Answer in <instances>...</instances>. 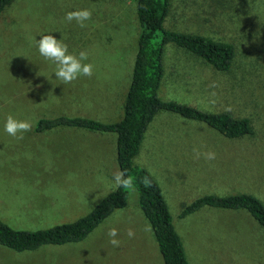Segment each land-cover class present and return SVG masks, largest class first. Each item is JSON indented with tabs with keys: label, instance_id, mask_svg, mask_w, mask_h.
I'll use <instances>...</instances> for the list:
<instances>
[{
	"label": "rangeland",
	"instance_id": "obj_1",
	"mask_svg": "<svg viewBox=\"0 0 264 264\" xmlns=\"http://www.w3.org/2000/svg\"><path fill=\"white\" fill-rule=\"evenodd\" d=\"M89 9L87 26L67 22ZM164 28L231 43L228 70L218 71L172 42L164 45L163 100L249 119L253 132L223 136L206 123L160 110L133 161L157 181L189 264H264V226L245 209L182 207L206 195L251 193L264 203V0H170ZM141 28L136 0H12L0 12V219L15 229H40L86 215L116 188V134L72 126L37 131L39 118L86 116L111 123L123 115ZM51 34L78 56L88 52L92 77L63 84L33 37ZM160 35L157 36V40ZM44 75V76H43ZM49 77L47 79L46 77ZM39 85V86H37ZM12 115L32 130L16 139L4 130ZM212 151L214 160L194 158ZM95 201V202H94ZM138 205V191L84 239L31 251L0 245V264H164ZM115 227L119 247L109 243ZM131 228L135 236L129 238Z\"/></svg>",
	"mask_w": 264,
	"mask_h": 264
},
{
	"label": "trees",
	"instance_id": "obj_2",
	"mask_svg": "<svg viewBox=\"0 0 264 264\" xmlns=\"http://www.w3.org/2000/svg\"><path fill=\"white\" fill-rule=\"evenodd\" d=\"M11 2L12 0H0V12ZM169 8L170 0H136V16L141 30L123 104V115L119 120L106 123L86 116L58 115L39 118L35 129L41 131L58 126H72L91 131L114 132L119 170H126L134 179L139 208L150 224L164 264H189L160 186L146 168L133 161L147 126L158 111L167 110L188 119L202 121L228 138L252 134L253 129L246 117H235L228 111L206 112L191 105L163 100L157 95L163 75L164 45L168 42L203 59L218 71L228 70L234 57V46L229 42L198 32L164 28ZM145 176L151 180V187L146 188L140 182ZM127 198L128 191L116 187L86 215L71 222L34 230L15 229L0 219V245L14 251H31L46 244L62 245L80 241L115 209L126 206ZM203 206L245 209L264 226V203L251 193L202 195L184 205L180 217Z\"/></svg>",
	"mask_w": 264,
	"mask_h": 264
},
{
	"label": "clouds",
	"instance_id": "obj_3",
	"mask_svg": "<svg viewBox=\"0 0 264 264\" xmlns=\"http://www.w3.org/2000/svg\"><path fill=\"white\" fill-rule=\"evenodd\" d=\"M91 16V10L79 9L67 12L65 15V20L67 22H72L75 20L79 27L84 28L87 26L86 22L91 19ZM38 34H40V38L36 39L33 37V43L42 57H44L46 60L52 61L55 64V68L52 73L55 74L56 80H59L63 84H70L81 76H86L89 78L92 77L94 66L91 63L85 62L88 60L87 51L81 50L77 56L68 51V45L63 43L61 39H57L49 33ZM46 78L49 79V77ZM225 111H231L230 106H227ZM4 130L8 135L16 139H23V133L31 131L32 124L30 121L18 120L12 115H9L6 118ZM201 157L206 160H214L216 158V154L212 151L202 153L198 150H194V158L200 159ZM140 182L146 188L152 186V182L147 176L143 177ZM114 183L117 188H123L129 193L136 191L134 179L132 176L128 175L126 170H120L115 173ZM146 230H150V226L146 228ZM107 235L109 237V243L113 247L120 246L121 241L117 239L119 235L118 229L115 227L109 228ZM126 235L129 238H133L135 233L131 228H129L126 232Z\"/></svg>",
	"mask_w": 264,
	"mask_h": 264
},
{
	"label": "crops",
	"instance_id": "obj_4",
	"mask_svg": "<svg viewBox=\"0 0 264 264\" xmlns=\"http://www.w3.org/2000/svg\"><path fill=\"white\" fill-rule=\"evenodd\" d=\"M149 125V124H148ZM148 127V126H147ZM147 130V129H146ZM146 132V131H145ZM145 134V133H144ZM225 209H227V208H225ZM187 257V256H186ZM188 260V259H187Z\"/></svg>",
	"mask_w": 264,
	"mask_h": 264
}]
</instances>
